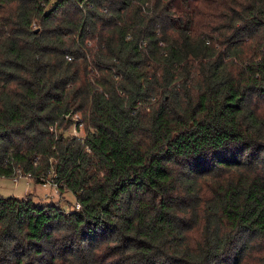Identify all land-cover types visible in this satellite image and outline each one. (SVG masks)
Here are the masks:
<instances>
[{
  "label": "trees",
  "instance_id": "trees-1",
  "mask_svg": "<svg viewBox=\"0 0 264 264\" xmlns=\"http://www.w3.org/2000/svg\"><path fill=\"white\" fill-rule=\"evenodd\" d=\"M18 169L76 208L0 195V264H264V0H0Z\"/></svg>",
  "mask_w": 264,
  "mask_h": 264
},
{
  "label": "rangeland",
  "instance_id": "rangeland-1",
  "mask_svg": "<svg viewBox=\"0 0 264 264\" xmlns=\"http://www.w3.org/2000/svg\"><path fill=\"white\" fill-rule=\"evenodd\" d=\"M83 118L81 113L73 116L74 122L78 123L77 131L74 124L68 131L70 135H77L79 137L86 135L85 123L80 124ZM0 195L17 198L30 196L36 205L58 203L66 211H73L76 208V198L72 191H66L64 195H61L60 192H56L54 186L51 184L36 183L33 178L31 179L27 176H21L18 180H14L13 177L0 176Z\"/></svg>",
  "mask_w": 264,
  "mask_h": 264
},
{
  "label": "built area",
  "instance_id": "built-area-1",
  "mask_svg": "<svg viewBox=\"0 0 264 264\" xmlns=\"http://www.w3.org/2000/svg\"><path fill=\"white\" fill-rule=\"evenodd\" d=\"M74 126H76L75 130L77 131V123H75ZM76 136H77V135H76ZM21 176H27L28 178H31V179H32L31 174H25V173H23V172H22L21 170H19V169L16 171V174L14 175L13 178H14V180H18V178H20ZM47 183H49V184H51L52 186H54L56 192L59 193V185H58V183L55 181L54 178H49L48 180H46L45 183H44V185H47ZM79 207H80V204L77 203V208H79Z\"/></svg>",
  "mask_w": 264,
  "mask_h": 264
},
{
  "label": "water",
  "instance_id": "water-1",
  "mask_svg": "<svg viewBox=\"0 0 264 264\" xmlns=\"http://www.w3.org/2000/svg\"><path fill=\"white\" fill-rule=\"evenodd\" d=\"M38 31V30H37Z\"/></svg>",
  "mask_w": 264,
  "mask_h": 264
}]
</instances>
